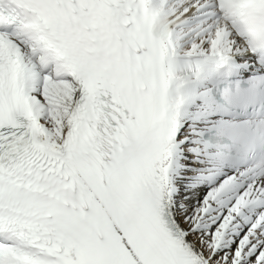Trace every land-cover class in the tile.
I'll use <instances>...</instances> for the list:
<instances>
[{
	"label": "snow or ice",
	"instance_id": "1",
	"mask_svg": "<svg viewBox=\"0 0 264 264\" xmlns=\"http://www.w3.org/2000/svg\"><path fill=\"white\" fill-rule=\"evenodd\" d=\"M0 264H264V0H0Z\"/></svg>",
	"mask_w": 264,
	"mask_h": 264
}]
</instances>
